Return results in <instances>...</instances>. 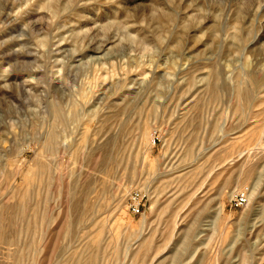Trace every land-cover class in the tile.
Wrapping results in <instances>:
<instances>
[{
  "label": "rangeland",
  "instance_id": "1",
  "mask_svg": "<svg viewBox=\"0 0 264 264\" xmlns=\"http://www.w3.org/2000/svg\"><path fill=\"white\" fill-rule=\"evenodd\" d=\"M110 1L0 0V264H264V0Z\"/></svg>",
  "mask_w": 264,
  "mask_h": 264
},
{
  "label": "bare ground",
  "instance_id": "2",
  "mask_svg": "<svg viewBox=\"0 0 264 264\" xmlns=\"http://www.w3.org/2000/svg\"><path fill=\"white\" fill-rule=\"evenodd\" d=\"M45 1V0H44ZM133 1V0H132ZM136 1V0H135ZM182 1H184V0H182ZM192 1V0H191ZM105 2L106 3H110V2H112V1H110V0H105ZM113 2H115V1H113ZM107 4V5H108ZM116 4H117V2H116ZM192 4V3H191ZM45 5V4H44ZM110 5V4H109ZM189 5H190V3H189ZM262 5H264V4H262ZM194 6V5H193ZM193 6H191V7H193ZM118 7V6H117ZM259 7V6H258ZM262 9H264V8H262ZM155 10V9H154ZM186 9H184L183 11L184 12H182V13H184L183 15L184 16H182V24H184L183 25V27L184 28H186V29H188L189 30V28H187V27H185V23H183L184 21H190L191 20V18L192 17H195L194 16V14H192V13H190V12H188V9H187V12L185 11ZM260 11V10H259ZM258 12V11H257ZM115 13H117V10H116V12H114V15H116ZM208 13V12H207ZM260 13V12H259ZM119 14V13H118ZM211 14V13H210ZM256 14V13H255ZM175 15V14H174ZM181 15V14H180ZM209 14H207V16H208ZM213 15V14H212ZM236 15V14H235ZM207 16H206V20L208 19L207 18ZM211 16V15H210ZM212 17L213 16H211L210 18L212 19ZM229 17V16H228ZM261 17V16H260ZM204 18V17H203ZM230 18V17H229ZM214 19V18H213ZM212 19V20H213ZM234 19V18H233ZM181 20V19H180ZM194 20H196V19H194ZM230 20H232V19H230ZM159 21V20H158ZM235 21V20H234ZM200 23L198 24V25H196L197 27H191L190 28V30L188 31L187 30V32H189V33H191V32H194V31H196V30H198V29H200V27L202 28V31H204V29L203 28H206L205 26L204 27H202V24H203V22H201V21H199ZM226 22H228V21H226ZM226 22H223V23H226ZM260 22H261V20H260ZM192 23V22H191ZM231 23H233V21L231 22ZM111 24V23H110ZM222 24V23H221ZM227 24V23H226ZM230 24V23H229ZM224 26V25H223ZM226 26V25H225ZM128 27V26H127ZM182 27V26H181ZM226 27H228V26H226ZM236 27V25H234V29H236L235 28ZM128 30H130V29H128ZM208 30V29H207ZM199 31H201V29L199 30ZM201 31V32H202ZM206 31V30H205ZM186 32V31H185ZM199 33V34H203L202 36H204V32H202V33ZM207 32V31H206ZM129 34H131V32H128ZM132 33H133V31H132ZM182 33V32H181ZM188 33V34H189ZM233 34H228L227 33V35H226V38H223L224 40H226L227 42H229V40H233V38H235V36H236V33L235 32H232ZM126 34V33H125ZM136 35L138 34V32L137 33H135ZM135 34L133 33V35L135 36ZM194 34H196V33H194ZM126 35H128V34H126ZM206 35V34H205ZM260 35H264V33H262V34H260ZM131 36H132V34H131ZM192 36H194V35H192V33H191V35L189 34V37H192ZM201 35L200 36H196L195 35V39L194 40H196V42H199L200 41V39L201 38H203ZM113 38L115 37V36H112ZM126 37H128V36H126ZM130 37V36H129ZM128 37V38H129ZM136 37V36H135ZM140 37V36H139ZM142 37V36H141ZM207 37V36H206ZM210 37V36H209ZM262 37H264V36H262ZM119 38V37H118ZM136 38H138V37H136ZM239 38V37H238ZM240 39V38H239ZM111 40V39H110ZM119 40V39H118ZM117 40V41H118ZM130 40H131V38H130ZM132 40H135V38H133ZM177 40H178V38H177ZM202 40L203 39H201V42H202ZM106 41H108V40H106ZM114 41V40H113ZM186 41V40H185ZM239 41V40H238ZM112 42V41H111ZM110 42V43H111ZM195 42V43H196ZM114 43V42H113ZM112 43V44H113ZM192 43V42H191ZM191 43H190V45H191ZM205 43V42H204ZM109 44V43H108ZM204 45V44H203ZM104 46V45H103ZM111 46V45H110ZM192 46V45H191ZM194 46V45H193ZM206 46V45H205ZM195 47H196V44H195ZM107 48H108V46H107ZM192 48V47H191ZM99 49V48H98ZM192 49H194V48H192ZM191 49V50H192ZM197 49V48H196ZM200 49V48H199ZM190 50V49H189ZM189 50H187L188 52H189ZM190 50V51H191ZM245 50V49H244ZM246 51V50H245ZM195 52V51H194ZM197 52V51H196ZM242 66V65H241ZM168 68V67H167ZM252 153V152H251ZM247 154V153H246ZM209 156V155H208ZM249 156V155H248ZM246 156L244 155H242V156H239V158H238V160H237V164H238V166L239 167H241V166H245V164H246ZM194 166V165H193ZM248 166V165H247ZM261 166V165H260ZM259 166V168H261ZM262 167H264V165H262ZM244 168V167H243ZM242 169V168H241ZM262 169V168H261ZM240 171V170H239ZM255 171V170H254ZM259 171V174H261L262 173V171H264V169H262V170H258ZM252 173V172H251ZM258 176V175H257ZM179 177V176H178ZM226 180V179H225ZM262 180V179H261ZM260 184V183H259ZM261 185V184H260ZM262 185H264V184H262ZM261 185V186H262ZM122 186V185H121ZM180 186V185H179ZM260 186V187H261ZM262 187H264V186H262ZM123 188L124 189H126V185H124L123 186ZM173 188V187H172ZM222 190V189H221ZM258 191V189H257V187H252V189H251V192H250V195H249V203L251 204V205H253L254 206V208L256 209V211H258V209L260 208L261 209V207L262 206H264V190H260V192H257ZM151 194V193H150ZM155 194V193H154ZM196 195V196H195ZM120 197V196H119ZM190 197V196H189ZM168 198V197H167ZM181 198V197H180ZM192 199H193V201L194 200H198L199 199V196H197V193L195 194H193V196L191 197ZM190 198V199H191ZM259 211H261V210H259ZM250 218H251V216H250ZM259 220V219H258ZM188 223V222H187ZM259 223H260V221H259ZM261 223H264V221H262ZM173 226V225H172ZM176 227V226H175ZM262 227H264V225H262ZM253 228V230H252V232L253 231H258V230H261L260 228H257L255 225L252 227ZM262 229H264V228H262ZM251 230V229H250ZM142 233V232H141ZM142 237V236H141ZM139 238V237H138ZM142 239V238H141ZM140 240V239H139ZM145 240V239H144ZM146 241V240H145ZM262 241H264V239H262ZM138 244L140 245V241L138 242ZM142 244H143V242H142ZM138 246V245H137ZM142 247V246H141Z\"/></svg>",
  "mask_w": 264,
  "mask_h": 264
},
{
  "label": "built area",
  "instance_id": "3",
  "mask_svg": "<svg viewBox=\"0 0 264 264\" xmlns=\"http://www.w3.org/2000/svg\"><path fill=\"white\" fill-rule=\"evenodd\" d=\"M147 201V195L141 189H133L127 198V207L133 214H139ZM227 203L231 208L240 209L248 203L247 189H239L231 192L227 198Z\"/></svg>",
  "mask_w": 264,
  "mask_h": 264
}]
</instances>
